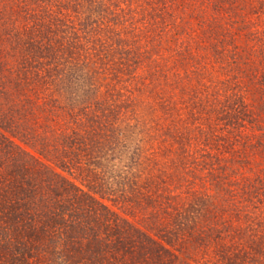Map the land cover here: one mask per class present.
Returning <instances> with one entry per match:
<instances>
[{
    "label": "trees",
    "instance_id": "trees-1",
    "mask_svg": "<svg viewBox=\"0 0 264 264\" xmlns=\"http://www.w3.org/2000/svg\"><path fill=\"white\" fill-rule=\"evenodd\" d=\"M256 85L264 0H0V264H264Z\"/></svg>",
    "mask_w": 264,
    "mask_h": 264
},
{
    "label": "rangeland",
    "instance_id": "rangeland-1",
    "mask_svg": "<svg viewBox=\"0 0 264 264\" xmlns=\"http://www.w3.org/2000/svg\"><path fill=\"white\" fill-rule=\"evenodd\" d=\"M253 90L254 91H247V92H249V93H252L253 92V99L252 100H254V99H256V98H258V96L259 97H261L262 96V92H264V91H262V87L261 86H259V85H256L254 88H253ZM240 92V91H239ZM246 91H244V93H245ZM141 108H143L142 110H141V108L140 109H138L137 111H136V113L138 112V113H141V112H143V114L145 113V107H143V105L142 106H140ZM41 131H42V129H41ZM125 136L127 137L128 136V138H130V140H129V142H131V143H128V146H127V150L129 151L128 152V156H130V152L132 151V149H133V145H135L136 143H137V145H138V139H139V137L140 136H138L137 135V130H132V134L130 135L129 133H127L126 131H125ZM27 147V149L29 150V151H31V148H29V146H26ZM125 156L126 155H124L123 157H122V161H118V160H113L114 161V167L111 165V168L112 169H110V163H109V166H108V168L106 169V172H105V182H108V186H111V182H112V180L114 181V183H113V187H114V185L116 184V185H118V175L121 173V172H124V171H126V170H120V165L121 164H124L123 163V161L125 162H127V164L130 162V160L128 161V157L127 158H125ZM40 158H42L41 156H39ZM157 159H159V157H156ZM43 159V158H42ZM104 173V172H103ZM116 178V179H115ZM112 179V180H111ZM127 178H125V180H126ZM128 179H130V175H128ZM142 179V178H141ZM141 181V183H142V180H140ZM122 182V181H121ZM106 203H108V204H110V202H106ZM122 210L124 211L123 212V214H125V216H127L128 217V219H130V220H132V221H134L135 223H137V225L139 224V225H142V222H141V219H140V216H139V214H129V212H127V210H126V208H122Z\"/></svg>",
    "mask_w": 264,
    "mask_h": 264
}]
</instances>
